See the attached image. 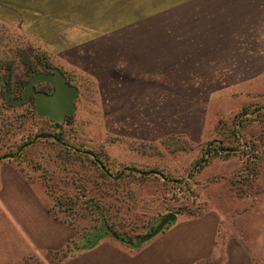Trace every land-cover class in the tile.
<instances>
[{
  "label": "rangeland",
  "instance_id": "374dc122",
  "mask_svg": "<svg viewBox=\"0 0 264 264\" xmlns=\"http://www.w3.org/2000/svg\"><path fill=\"white\" fill-rule=\"evenodd\" d=\"M52 67L78 87L64 121L5 100ZM27 189L62 246L32 242L11 201ZM167 213L163 229L216 216L231 253L258 238L264 0H0V264H69L105 237L135 246Z\"/></svg>",
  "mask_w": 264,
  "mask_h": 264
},
{
  "label": "crops",
  "instance_id": "0c3cea01",
  "mask_svg": "<svg viewBox=\"0 0 264 264\" xmlns=\"http://www.w3.org/2000/svg\"><path fill=\"white\" fill-rule=\"evenodd\" d=\"M13 195L12 205L19 204L27 209L24 213L26 222L22 223L33 235L34 244L51 249L65 243V228L55 224L53 219L47 222L44 210H39L38 215L34 214V208L43 209V206L30 189ZM218 223V218L209 213L198 218L180 219L139 246L105 237L70 256L69 264H203L213 258L221 259L225 264L231 257L237 264H264V221L260 224L261 230L253 248L252 244L238 236L232 253L228 241H225L223 249L215 245Z\"/></svg>",
  "mask_w": 264,
  "mask_h": 264
},
{
  "label": "water",
  "instance_id": "95a60500",
  "mask_svg": "<svg viewBox=\"0 0 264 264\" xmlns=\"http://www.w3.org/2000/svg\"><path fill=\"white\" fill-rule=\"evenodd\" d=\"M51 69L52 72L32 71L30 78L25 83L22 95L15 100L9 99L7 86H5V100L11 104H19L28 101L30 96L33 95V104L37 115L47 116L56 121H64L75 110L74 99L78 95V87L67 81L66 76L58 67H52ZM36 81L49 82L53 86L52 91L35 90ZM174 217L173 213H167L150 233L136 238L135 246H139L142 242L156 235L163 229L166 222L173 220Z\"/></svg>",
  "mask_w": 264,
  "mask_h": 264
},
{
  "label": "flooded vegetation",
  "instance_id": "af4514ba",
  "mask_svg": "<svg viewBox=\"0 0 264 264\" xmlns=\"http://www.w3.org/2000/svg\"><path fill=\"white\" fill-rule=\"evenodd\" d=\"M47 71H48V72H52V69L49 68V69H47ZM62 73H63V72H62ZM63 74H64V73H63ZM64 75H65V74H64ZM65 76H66V75H65ZM66 79H67V81H69L68 78H67V76H66ZM69 82H70V81H69ZM70 83H71V82H70ZM72 84H73V83H72ZM52 89H53V86H52L49 82H46V81L43 83V85H42L41 87H38V88H37V87L35 86V90H44V91L50 92V91H52ZM29 100H32V101H33V95L30 96V99H29Z\"/></svg>",
  "mask_w": 264,
  "mask_h": 264
},
{
  "label": "trees",
  "instance_id": "16d2710c",
  "mask_svg": "<svg viewBox=\"0 0 264 264\" xmlns=\"http://www.w3.org/2000/svg\"><path fill=\"white\" fill-rule=\"evenodd\" d=\"M9 84V83H8ZM24 86V83H17V88L18 89H20L21 87H23ZM117 234V233H116ZM97 242H92V243H90V244H88V246H87V248L88 247H91V246H93V245H95ZM132 244V243H131ZM67 245V244H66ZM133 245V244H132ZM63 256H65V255H67V253H63L62 254Z\"/></svg>",
  "mask_w": 264,
  "mask_h": 264
}]
</instances>
